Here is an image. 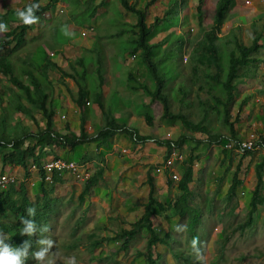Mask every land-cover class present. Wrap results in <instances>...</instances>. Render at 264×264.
<instances>
[{
	"label": "rangeland",
	"instance_id": "374dc122",
	"mask_svg": "<svg viewBox=\"0 0 264 264\" xmlns=\"http://www.w3.org/2000/svg\"><path fill=\"white\" fill-rule=\"evenodd\" d=\"M31 1L0 0V13L2 9H13ZM49 1L39 0V3L42 6ZM128 1L140 9L147 8L149 4L148 23L154 17L163 18L172 4V0ZM218 1L205 0L202 24H198L197 19L198 0H186L184 4L176 5V24L159 32L152 42L161 43L160 49L155 51L154 61L160 73L171 82L164 91H177L179 85L185 90L184 95L179 92L173 94L170 100L171 111L182 112L195 122L202 118L203 109L206 108L201 102H207L210 106L207 107L204 124L209 134L223 136L219 143L209 141L213 138H209L207 133L184 128L178 119L163 118L160 102H152L140 89L127 87L129 73L140 81L152 82L145 78V71L137 56L125 52L131 44V26L136 22V17L122 8L118 0H58L40 16L39 23L34 25L20 49L10 55L17 74L30 68L26 66L28 61L39 67L32 71L45 85L48 102L50 100L57 111L54 117L57 131L68 134V124L70 132L79 135L83 112L85 131L90 136L96 135L105 125L106 113H110L117 122L125 123L140 135L158 140L133 141L125 133H116L107 140L106 145L96 140L80 144L73 151L59 146L46 147L42 156L43 166L54 158L62 159L66 163H77L80 173L78 178L71 173H64V182L57 184L55 192L50 196L54 202L49 216L50 232L45 235H51L58 241L62 255L74 254L80 264H198L189 243L192 238L190 231L183 234L175 232L177 224L188 222L189 211H197L194 233L205 243L204 264H264V204L258 206L252 226L244 229L239 227L248 218L251 193L256 184L254 168L264 155V150L238 153L225 149V144L236 140L224 122V107L219 105V111H213L215 105L212 94L219 87L206 74H215L216 69L197 65L193 72L188 62L189 53L197 41L201 40L204 30L213 27ZM235 1L218 39L224 55V70L228 68L230 52L239 54L237 43L250 47L253 38L260 34L262 38L259 43L262 48L252 54L254 62L240 69L231 118H239L235 121L238 137L239 134L242 137L253 132L264 140V5L259 0ZM247 1H250V5L246 4ZM93 6H97V10L91 16ZM8 20L12 21V27L21 23L16 15L10 14ZM63 24L71 26L75 33L73 38L61 34L60 26ZM177 36L182 39L181 51L178 49ZM15 41V34L7 37L0 34L1 45L10 47ZM46 58L57 69L52 67L46 72L45 79L42 66ZM79 59L85 61L84 81L78 76L82 71L76 64ZM98 69L101 70L104 82L101 87L98 85ZM20 76L26 85H31L25 74ZM77 84L87 90L83 110L76 105ZM211 87L216 88H212L211 92ZM9 89L23 96L22 101L28 103L31 114L15 107L17 98L13 100ZM0 90V114H5L8 123L19 130L17 134H21L25 128L35 133L46 126L42 110L14 88L3 74H0ZM98 90L102 93L101 104L95 99ZM147 114L152 118L150 125L146 120ZM180 134L185 139L172 151L179 152L183 161L177 159L169 170H162L165 157L173 153L171 151L167 155L165 141L175 142ZM29 143L27 141L26 145ZM189 156L193 168V179L187 185L189 194L186 204L189 210L179 218L173 216L172 207L165 212L152 208L153 228L159 236H164L166 243H158L153 247V257L159 253L160 258L150 263L141 254L145 252L149 237L146 230L136 233L126 248L122 247L124 238L115 235L123 229H131L143 214L149 191L148 176L153 180L154 197L159 202L172 205L179 198V181L168 179L172 173L181 178L182 163H189ZM239 161L242 162L240 180L243 184L229 198L228 189ZM99 169H102V174L91 196L80 203L79 195L87 179ZM25 173L23 168H2L0 165V175L13 178L17 187L24 183L30 200L42 202L41 175L34 169L32 160L27 170L30 177L24 178ZM12 222V213L6 211L1 214L0 230L7 235L13 233ZM18 228L17 235L20 236L22 226ZM38 248L37 245L32 252ZM27 264H36L31 255Z\"/></svg>",
	"mask_w": 264,
	"mask_h": 264
},
{
	"label": "trees",
	"instance_id": "16d2710c",
	"mask_svg": "<svg viewBox=\"0 0 264 264\" xmlns=\"http://www.w3.org/2000/svg\"><path fill=\"white\" fill-rule=\"evenodd\" d=\"M58 0H50L46 5H42L40 10L37 12V16H40L46 10L50 9L51 5H53ZM186 0H172V4L169 2L168 12L164 15L163 18L159 19L158 17H154L153 21L147 22V8H149V4L147 8H137L134 5L130 4L128 0H118L120 6L125 10L133 13L136 17V22L131 26V33L133 34L131 39V44L127 46L125 49L126 53L137 56L142 68L145 71V78L151 81L149 84L147 81L135 78L132 73L127 74V82L126 85L130 89L133 90H142L145 94L150 97L152 102L158 101L161 103L162 110L161 116L166 119H178L182 126L188 130L196 131V132H204L209 134V130L207 126L204 124V121L207 117V107L210 104L207 102H201L206 108L203 109V116L201 119L193 122L187 118V116L182 112H172L170 109V100L173 97V94L184 95L185 90L182 89V86H177V91L170 92L164 91V89L170 85L171 82H168L167 78L164 77L163 74L160 73L159 68L154 61L155 51L159 50L160 44L157 42H152V39L161 31H166L170 28L172 24H176L177 17L175 16L176 5L184 4ZM32 2L39 3V0H32ZM235 0H219L215 6V15L213 21V27L210 30H204L203 36L201 40H198L196 45L193 47L192 51L189 53L188 62L191 63L193 72H195V68L197 65L207 66L208 68L215 67V74L207 73L206 76L215 82V85L219 87L218 91H215L213 96L214 108L213 111H219V105L224 107V122L229 126L230 131L232 133V137L234 140L239 141L238 133L236 131L235 121L239 118L237 117L235 120L231 118V107L235 103L236 98V80L240 77V69L248 66L250 63L254 62V58L252 54L262 48V45L259 43L262 38L260 34L256 35L250 47L244 46L242 44L237 43L239 54L235 51L230 52L229 56V65L226 70L223 67V59L224 55L222 53V48L218 43L219 34L224 26L225 22L229 18L230 12L234 8ZM151 4V3H150ZM205 4V0H198V4L196 7L198 24H202L203 22V7ZM28 5V4H27ZM25 5L24 7H26ZM23 7V8H24ZM97 10V6H94L91 10V16H94ZM16 15V10H7L5 13H0V22L7 23V25L11 24V21L8 20L9 15ZM171 14V15H170ZM170 15V16H169ZM32 26H25L22 22L12 27L10 25V30L4 33V36H11L15 34L17 37V41L12 46H4L0 44V74H3L10 84L19 90L21 94H23L31 103L34 104L35 107L42 110L44 117L46 118V126L37 130V132H29L27 128L25 131L21 132V134H17L19 130L14 126H11L5 114H0V126H2V134L0 135V165L1 167H19L26 170V177H29L27 173L28 163L30 160L33 161V165L37 168L38 173L41 175V187L43 191L42 202L36 203L30 200L28 196L27 187L24 183H20L19 186H15L13 184H8L5 189H0V215L6 213V211L12 213L13 216V225L14 232L9 233V240L6 241L13 247L20 246L25 240L31 239L32 248L30 252L34 251L36 246L38 245L36 241L40 238V234L37 233V236H33L31 238L27 236L17 235L19 231L18 227H23L21 224L22 218L27 217V208L35 207L37 209L36 217L34 218L38 225L48 224L49 225V216L52 208V203L54 202L50 196L55 192V187L57 184L63 183V175L58 172H54L51 177V181H47V174L43 169L42 164V156L43 151L48 146H59L62 149H69L73 151L76 146L80 144H84L89 141L98 140L101 145H106L107 140L113 137L116 133H125L129 136V138L133 141H148L152 140L154 142L158 141L155 138L150 136L140 135L137 130L128 127L125 123L117 122L116 118L110 113H106V122L103 128H101L96 135L90 136L85 131L84 122L85 115L82 112L81 115V126H80V134L76 135L74 132H68V134H63L60 131L55 129L54 117L57 113L56 109L50 104V100L48 102V94L45 88V85L39 81L36 77L32 69H38L39 67L28 61L26 66L30 67L26 70L20 71L17 74L15 71V67L13 66L10 55L20 49L23 45L30 30L33 28ZM118 34V33H116ZM177 45L178 49L181 51V41L182 39L177 36ZM3 53V54H2ZM100 63V62H99ZM82 71L78 73V76L84 81L86 80V69H85V61L79 59L76 63ZM52 67L56 68V65H52L48 58L45 59L44 65L42 68L45 70L42 72L43 76L47 77V73ZM73 67V66H72ZM61 73V69H58ZM225 71V75L224 74ZM25 74L29 80L31 85H26L22 80L20 74ZM77 73V72H76ZM63 74V73H62ZM97 76L99 80V87L103 85V77L101 75V70L98 69ZM71 78V76H69ZM78 95L76 98V105L80 110H83V105L85 102V98L87 96V90L84 86L78 85ZM211 87L210 91L212 92ZM34 89V90H33ZM12 93L13 100L17 98V107L20 111L31 114V110L28 106V103L22 101L23 96L18 95V92L13 91V89H9ZM34 91V92H33ZM0 94L2 91L0 90ZM172 95V96H171ZM102 93L101 90L96 92V101L101 104ZM12 100V101H13ZM1 102V101H0ZM49 103V105H48ZM110 109V108H109ZM147 123L150 125L152 118L147 114L146 116ZM68 124L66 125V130H68ZM209 138H213V140L219 143V140L223 137L222 135H208ZM185 139V136L180 134V138L175 141L166 140L165 143L167 145V155L169 151L173 150L175 146L180 145ZM215 139V140H214ZM30 141L29 144L26 145V142ZM33 141V142H32ZM164 141H159L162 143ZM167 156L165 157V160ZM190 156L188 159L187 165L183 163V174L180 178V181L177 185L178 190L181 191V195L179 198L171 203L167 202H159L154 197L155 186L153 184V180L150 176L147 178L148 185V197L147 202L144 205L143 214L133 223L132 228L129 230H122L120 233H117L116 237L124 238V242L122 247L126 248L130 239H132L136 233H139L142 230H146L149 233V237L147 238V244L145 252L141 254L144 255L146 260L150 263H154L155 259L160 258V254L157 253L155 257H153V247L160 243H166L164 236H159L153 228L152 225V217H153V207H156L159 211L165 212L167 209L173 208V216L183 217L189 208L186 204L187 196L189 194V190L187 185L193 179V171L192 166L190 165ZM2 170V169H1ZM241 171L240 165L238 166L236 173L233 178V182L229 186L228 196L229 198L237 191V189L243 184L240 180L239 172ZM263 171H264V160L255 165V176H256V184L251 193V201H250V209L248 211V218L242 224L239 225L241 229L245 227H250L254 222V215L257 211L258 206L264 204V181H263ZM102 174V169L96 171L92 176L87 179L86 184L84 185V189L79 195V202L82 203L87 196H91L93 189L96 186V182L99 176ZM188 218V230L192 234V237L195 236L194 226L197 222L198 212L189 211Z\"/></svg>",
	"mask_w": 264,
	"mask_h": 264
},
{
	"label": "clouds",
	"instance_id": "9594fccd",
	"mask_svg": "<svg viewBox=\"0 0 264 264\" xmlns=\"http://www.w3.org/2000/svg\"><path fill=\"white\" fill-rule=\"evenodd\" d=\"M40 8V3L32 2L22 9H17L16 16L25 26H32L40 21V17L37 16ZM8 30L7 23L0 22V34H4ZM60 32L66 38L75 36L74 31L68 24L61 25ZM36 214L37 209L34 206L27 208L28 218L21 219L23 227L20 229V234L31 238L39 233L40 238L36 241L39 246L38 250L30 254L31 239L25 240L20 246L13 247L6 242L9 240L8 235L0 230V264H27L30 255L36 261V264H80L76 255H62L58 241L54 240L51 235H45L50 232V226L48 224L38 225L34 219ZM187 231L188 224L186 222L175 226V232L178 234ZM189 243L198 264H204L205 243L200 240L199 236L192 237ZM54 248L55 251H53Z\"/></svg>",
	"mask_w": 264,
	"mask_h": 264
},
{
	"label": "built area",
	"instance_id": "2783aa9c",
	"mask_svg": "<svg viewBox=\"0 0 264 264\" xmlns=\"http://www.w3.org/2000/svg\"><path fill=\"white\" fill-rule=\"evenodd\" d=\"M259 2H261L264 5V0H259ZM246 4L250 5V1H247ZM63 117H64V115H62V118ZM225 149H227L228 151H234V152L236 151L238 153L260 151V150H264V140L259 135L252 132L248 136H246V138H244V139L225 144ZM171 151L169 152V154L171 153ZM176 160L181 161V162L183 161L180 153L177 151H174L171 154V156L168 157L162 163L161 169L162 170H169L172 163ZM185 164L187 165V163H185ZM33 167H34V169H37L34 165H33ZM43 169L47 174V181H51V177L54 174V172L61 173L62 175L64 173H71L76 178L80 177L78 164L73 163V162L66 163L62 159H55L54 158L46 166H43ZM158 171H160V169ZM168 180L173 181V182H178V181H180V178L175 173H172ZM13 183H14L13 178L7 177V176L2 175V174L0 175V189H4L5 186H7L8 184H13Z\"/></svg>",
	"mask_w": 264,
	"mask_h": 264
},
{
	"label": "crops",
	"instance_id": "0c3cea01",
	"mask_svg": "<svg viewBox=\"0 0 264 264\" xmlns=\"http://www.w3.org/2000/svg\"><path fill=\"white\" fill-rule=\"evenodd\" d=\"M6 1H7V0H6ZM10 1H17V0H10ZM27 4H29V2L26 3V4H24V5H22V6H17V7H15V8H13V9H8V10L22 9V8H23L25 5H27ZM93 7H94V6H93ZM48 10H49V9H48ZM48 10H46L45 12H47ZM6 11H7V10H3V9H2V13H5ZM45 12H44V13H45ZM44 13H42L41 15H43ZM41 15H40V16H41ZM40 16H39V17H40ZM11 22H12V21H11ZM33 27H34V26H33ZM32 29H33V28H32ZM32 29H31V30H32ZM31 30H30V31H31ZM66 131L69 132L70 130L68 129V130H66ZM240 133H242V132H240ZM240 135H241V134H239V138H243V139L246 138V136H247V135H246V136H242V137H241ZM263 137H264V134H263ZM260 151H261V150H260ZM262 154H263V153H262ZM260 159H261V160L259 161V163H260L262 160H264V155H262ZM256 164H258V162H257ZM256 164H255V165H256ZM239 165H240V168H241V167H242V162L239 161ZM17 168H19V167H17ZM254 169H255V168H254ZM240 172H241V171H240ZM240 172H239V176H240ZM25 174H26V173H25ZM25 174H24V178H28V177L25 176ZM182 174H183V173H182ZM29 177H30V176H29ZM255 178H256V176H255Z\"/></svg>",
	"mask_w": 264,
	"mask_h": 264
}]
</instances>
